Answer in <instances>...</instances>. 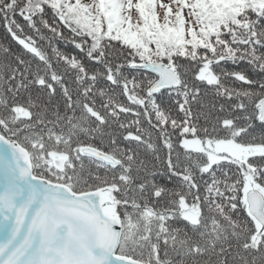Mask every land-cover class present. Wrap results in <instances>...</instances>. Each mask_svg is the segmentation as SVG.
Listing matches in <instances>:
<instances>
[{"label": "snow or ice", "instance_id": "1", "mask_svg": "<svg viewBox=\"0 0 264 264\" xmlns=\"http://www.w3.org/2000/svg\"><path fill=\"white\" fill-rule=\"evenodd\" d=\"M0 24V264H264V0Z\"/></svg>", "mask_w": 264, "mask_h": 264}, {"label": "trees", "instance_id": "2", "mask_svg": "<svg viewBox=\"0 0 264 264\" xmlns=\"http://www.w3.org/2000/svg\"><path fill=\"white\" fill-rule=\"evenodd\" d=\"M10 43H11L10 38H7L6 33L2 27V24H0V44L9 45ZM12 47H13V50H16V46L14 44L12 45ZM57 47L60 48L62 51H65V52H72L73 51L71 45L65 44L63 42H58ZM229 67H240L243 70L248 71L247 67L243 64L238 65V66L230 65ZM133 131H134V129H133ZM257 132L259 133V130H257ZM97 143H99V142L97 141ZM161 182L167 183V181H165V180H162ZM169 186H171V185H169Z\"/></svg>", "mask_w": 264, "mask_h": 264}]
</instances>
